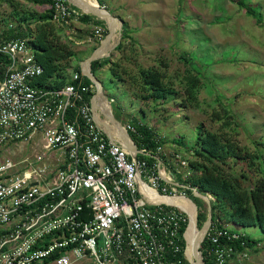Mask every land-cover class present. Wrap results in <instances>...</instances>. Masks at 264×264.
I'll list each match as a JSON object with an SVG mask.
<instances>
[{
	"label": "built area",
	"instance_id": "obj_1",
	"mask_svg": "<svg viewBox=\"0 0 264 264\" xmlns=\"http://www.w3.org/2000/svg\"><path fill=\"white\" fill-rule=\"evenodd\" d=\"M50 3L54 23L83 15L69 0ZM93 34L101 39V27ZM0 54V264H182L188 213L144 192L188 199L197 221L187 161L139 148L128 123L117 124L124 147L97 124L93 84L78 73L61 88L38 85L43 69L26 38L0 42ZM261 247L215 224L199 242L211 264H242Z\"/></svg>",
	"mask_w": 264,
	"mask_h": 264
},
{
	"label": "rangeland",
	"instance_id": "obj_2",
	"mask_svg": "<svg viewBox=\"0 0 264 264\" xmlns=\"http://www.w3.org/2000/svg\"><path fill=\"white\" fill-rule=\"evenodd\" d=\"M7 1L25 13L45 14L52 8L50 2L34 5L25 0H0V31L12 20L14 6ZM101 1L100 8L121 22L111 43L122 46L116 50L117 45H110L104 50L108 57L98 59L109 60V64L93 74L102 86L94 102L109 106L108 116L112 115L116 126L136 122L147 127L161 140L165 163L173 166L174 156L189 159L200 124L210 132L233 136L240 145L264 154V0L246 2L261 14V24L232 0ZM55 26L75 52L71 68L66 70L69 78L73 68L81 67L108 30L105 33L102 26L92 24L83 39V35L73 38L74 33L63 29L60 23ZM95 27L103 30L101 39L93 34ZM123 30L127 33L124 40ZM163 64L167 67L163 68ZM138 66L160 68L173 95L156 101L143 99L129 79ZM111 68L119 76L117 79L111 75ZM124 69L129 75L122 73ZM196 73L199 84L187 95V78ZM96 92L93 85L92 95ZM94 110L101 122L107 119L103 108ZM214 112L220 114V120L213 119ZM29 150L30 146H24L15 155ZM201 201L207 219V203ZM228 228L262 243L242 264H264V232L257 227Z\"/></svg>",
	"mask_w": 264,
	"mask_h": 264
},
{
	"label": "trees",
	"instance_id": "obj_3",
	"mask_svg": "<svg viewBox=\"0 0 264 264\" xmlns=\"http://www.w3.org/2000/svg\"><path fill=\"white\" fill-rule=\"evenodd\" d=\"M25 1L34 5H44L50 2V0ZM232 1L245 8L246 13L254 17L257 24L262 23L261 14L246 4L250 0ZM97 2L100 6L103 5L101 0H97ZM8 3L14 6L12 1ZM52 15V8L45 14H37L17 11L14 6L11 14L12 20L0 31V42L26 38L34 51L36 61L43 69V74L38 78V85L61 88L69 81L66 70L71 68L70 62L75 57V52L60 35L52 21ZM79 21L86 25L102 26L104 29L102 31L107 32L105 22L101 20L83 14ZM121 36L122 40L126 38L125 30ZM121 46L122 44L117 45L116 50L121 49ZM108 64L109 60L93 61L90 64L91 73L95 74L98 69ZM5 65L6 57L0 54V79L3 76ZM162 67L166 68L167 65L163 64ZM110 71L115 79L119 77L113 68ZM73 72L78 73L86 84H91L86 77L81 75L79 66H75ZM122 73L129 75L126 69L122 70ZM129 79L138 87L143 99L156 101L173 95V91L168 88L165 82L164 72L160 68L138 66ZM187 81L185 92L187 95H191L192 90L199 84V75L196 73L195 77H188ZM95 107L100 110L103 108L107 114L106 107L102 103H95ZM212 117L215 120L221 119L220 114L215 112ZM102 123L105 126V121ZM132 125L137 134L130 136L137 146L146 148L153 153L157 152V148L162 146L161 140L156 139L144 125H139L136 122H133ZM116 127L119 129L118 126ZM197 130V136L187 160L188 176L183 184L187 187V195L200 209L196 223L198 229L206 220L205 204L193 196L191 189L213 198L211 202L212 225L257 227L264 232V154L257 149L250 150L240 145L233 136L210 132L202 124L198 126ZM120 133L122 134V132ZM176 143L180 144V141H176ZM160 156L164 158L162 154ZM184 229L185 226L182 228V232ZM242 240L250 247L260 242L245 235H242ZM184 249L185 244L182 242L180 257H182ZM202 256L205 264H211L204 252H202ZM186 261L184 260L182 264H188Z\"/></svg>",
	"mask_w": 264,
	"mask_h": 264
},
{
	"label": "water",
	"instance_id": "obj_4",
	"mask_svg": "<svg viewBox=\"0 0 264 264\" xmlns=\"http://www.w3.org/2000/svg\"><path fill=\"white\" fill-rule=\"evenodd\" d=\"M71 3L76 8H78L79 10H82L73 1H71ZM82 12H83V14L88 15V16L96 19V20H101V21L105 22L106 26H107V30H108V34L100 42L99 46L93 51V53L90 55V57L88 59H86L81 65L82 75L84 77H86L93 85L96 86L97 92H96V95L93 96V102H94L96 97L101 94L102 86H101L100 82L91 73L90 64L95 60L104 58L105 56L108 57V53L101 54L102 50H105V51L107 50L106 47L109 48L110 45L115 47L117 45V43H111V40H112V38L115 37L117 29L119 27H121V22L117 18H114L106 10L100 8L98 2H97V8L96 9L91 10L89 12L82 10ZM106 102L108 103V101H106ZM94 112H95V110H94ZM110 117H111V119H110L111 121L116 122L114 120V118L112 117V115H110ZM95 119H96L97 124L101 128H103V124L101 123L100 118L98 116H96ZM127 138L130 139L128 135H127ZM193 196H195L196 198H198L200 200H204L207 203V219H206V222L203 224L202 228L200 229L201 231H203L202 237H201V240H202L204 234L206 233V231L208 230V228L212 224V209H211L210 197L208 195H203V194L199 193L197 190L193 191ZM197 252H198V259L196 261V264H205L203 261L202 254L199 250V245L197 248ZM188 264H191V263L188 262Z\"/></svg>",
	"mask_w": 264,
	"mask_h": 264
},
{
	"label": "bare ground",
	"instance_id": "obj_5",
	"mask_svg": "<svg viewBox=\"0 0 264 264\" xmlns=\"http://www.w3.org/2000/svg\"><path fill=\"white\" fill-rule=\"evenodd\" d=\"M75 1L78 2V0H75ZM86 1L90 2V5L82 4V9L84 11L89 12V11L97 8L96 0H86ZM104 53H105V51L102 50L101 54H104ZM99 96L100 95H98L96 97V99ZM102 104L106 107V110H107V114H106L107 119L105 120V127L108 129L109 133L112 135L113 138L118 139V141H120L121 144L124 147H126V145L128 144L127 138L125 137V135H123L119 132V129L116 127V124L111 125V126L109 125L108 119H111V117L108 116L109 106L106 105L105 103H102ZM96 116H98V115L96 114ZM144 194H145V196L149 202H154V203L164 202L167 204L179 205L181 208H183L188 213V215L190 217V222H189V224L186 228V231L184 233V238H185V242H186V246H185V250H184V257L191 264H196V261L198 259L197 248H198L199 242L201 240L203 231H201L197 228L196 210H195L194 204L185 198L160 197L155 192H149V191H145ZM187 235H188V238H187Z\"/></svg>",
	"mask_w": 264,
	"mask_h": 264
},
{
	"label": "crops",
	"instance_id": "obj_6",
	"mask_svg": "<svg viewBox=\"0 0 264 264\" xmlns=\"http://www.w3.org/2000/svg\"><path fill=\"white\" fill-rule=\"evenodd\" d=\"M78 7H80L81 9H82V4H87V5H90V2H88V1H86V0H78V2L77 1H75V0H72ZM69 3H70V5L71 6H73V8H76L72 3H71V1L69 0ZM76 9H78V8H76ZM83 10V9H82ZM84 11V10H83ZM60 25H61V27H63V29H65V30H67L68 32H71V33H74V36H73V38H76V36L78 37V38H80L82 35L84 36L83 37V39H85V37L87 36V27H89L90 25H86V24H84V23H79V22H77V21H70L67 25H64V24H61L60 23ZM72 25L74 26V28H72ZM68 27V28H67ZM69 39H71V40H74V39H72V38H70V37H68ZM82 39V40H83ZM82 40H80V41H82ZM74 41H76V40H74ZM110 47V46H109ZM106 49L108 50L109 48H107L106 47ZM82 65V64H81ZM80 69H81V67H80ZM81 73H82V71H81Z\"/></svg>",
	"mask_w": 264,
	"mask_h": 264
}]
</instances>
